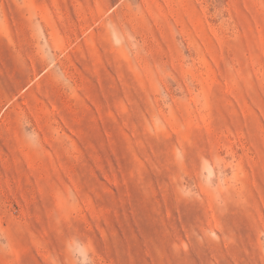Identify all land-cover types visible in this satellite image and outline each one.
<instances>
[{
    "label": "rangeland",
    "instance_id": "374dc122",
    "mask_svg": "<svg viewBox=\"0 0 264 264\" xmlns=\"http://www.w3.org/2000/svg\"><path fill=\"white\" fill-rule=\"evenodd\" d=\"M0 264H264V0H0Z\"/></svg>",
    "mask_w": 264,
    "mask_h": 264
}]
</instances>
